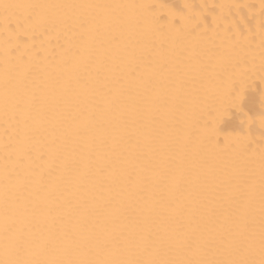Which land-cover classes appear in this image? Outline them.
<instances>
[{
  "label": "bare ground",
  "instance_id": "bare-ground-1",
  "mask_svg": "<svg viewBox=\"0 0 264 264\" xmlns=\"http://www.w3.org/2000/svg\"><path fill=\"white\" fill-rule=\"evenodd\" d=\"M0 3V261L259 264L264 0Z\"/></svg>",
  "mask_w": 264,
  "mask_h": 264
},
{
  "label": "snow or ice",
  "instance_id": "snow-or-ice-1",
  "mask_svg": "<svg viewBox=\"0 0 264 264\" xmlns=\"http://www.w3.org/2000/svg\"><path fill=\"white\" fill-rule=\"evenodd\" d=\"M37 6L35 5H23V4H12V3H0V9L3 11V19L6 25L11 26L13 17L16 15V11L18 9H35ZM32 14L29 12L25 16V20H31ZM159 71L164 72L167 70L166 63H160ZM240 100L239 93L232 95L231 92H224V93H216L207 95L204 100V106L209 110V112L213 111H223L226 110L228 107L238 106ZM262 104H264V97L261 98ZM264 244V241H262ZM0 264H32L29 261H21V260H4L0 261ZM62 264H94V262L88 261H67L62 262ZM101 264H170L167 261H110V262H101ZM180 264H254V262H247V261H184L180 262ZM259 264H264V248H262V258L259 261Z\"/></svg>",
  "mask_w": 264,
  "mask_h": 264
}]
</instances>
